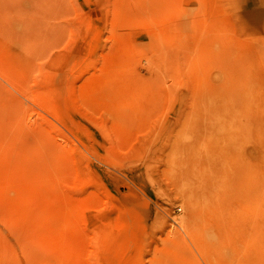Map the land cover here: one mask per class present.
Returning a JSON list of instances; mask_svg holds the SVG:
<instances>
[{"label":"rangeland","instance_id":"obj_1","mask_svg":"<svg viewBox=\"0 0 264 264\" xmlns=\"http://www.w3.org/2000/svg\"><path fill=\"white\" fill-rule=\"evenodd\" d=\"M0 264H264V0H0Z\"/></svg>","mask_w":264,"mask_h":264},{"label":"bare ground","instance_id":"obj_2","mask_svg":"<svg viewBox=\"0 0 264 264\" xmlns=\"http://www.w3.org/2000/svg\"><path fill=\"white\" fill-rule=\"evenodd\" d=\"M187 182V181H186ZM188 183V182H187ZM192 184V183H191ZM209 184V183H208ZM211 185V184H210ZM201 187V186H200ZM209 192V191H208Z\"/></svg>","mask_w":264,"mask_h":264}]
</instances>
